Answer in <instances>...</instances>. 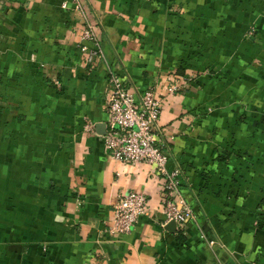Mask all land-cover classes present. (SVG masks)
<instances>
[{
  "label": "crops",
  "instance_id": "crops-1",
  "mask_svg": "<svg viewBox=\"0 0 264 264\" xmlns=\"http://www.w3.org/2000/svg\"><path fill=\"white\" fill-rule=\"evenodd\" d=\"M72 1L0 0V264H264V0H78L105 54L92 65ZM111 70L163 99L182 226L164 223L157 170L97 132ZM129 190L148 214L112 235Z\"/></svg>",
  "mask_w": 264,
  "mask_h": 264
},
{
  "label": "built area",
  "instance_id": "built-area-1",
  "mask_svg": "<svg viewBox=\"0 0 264 264\" xmlns=\"http://www.w3.org/2000/svg\"><path fill=\"white\" fill-rule=\"evenodd\" d=\"M72 2L73 8L84 18L79 39V51L84 57V62L92 65L105 61V54L86 12L78 0ZM65 6L63 3L62 7ZM181 87L170 83L166 90L172 94ZM162 105L163 99L156 94L152 86L145 87L137 97L122 77L111 70L108 88L104 94L105 132L100 134V137L112 159L130 164L143 162L157 170L164 223L174 222L182 226L193 220L194 214L180 190V166L171 169L167 167L169 153L156 139L157 121ZM94 127L93 123H89L86 130L95 132ZM147 214L145 194L134 190L123 192L114 204L108 232L112 235L127 234L131 232L139 217ZM208 243L213 244V241Z\"/></svg>",
  "mask_w": 264,
  "mask_h": 264
},
{
  "label": "water",
  "instance_id": "water-1",
  "mask_svg": "<svg viewBox=\"0 0 264 264\" xmlns=\"http://www.w3.org/2000/svg\"><path fill=\"white\" fill-rule=\"evenodd\" d=\"M95 126H96L97 132L99 134H104V132H105V124L104 123H98ZM170 223L175 224L174 222H170Z\"/></svg>",
  "mask_w": 264,
  "mask_h": 264
},
{
  "label": "rangeland",
  "instance_id": "rangeland-1",
  "mask_svg": "<svg viewBox=\"0 0 264 264\" xmlns=\"http://www.w3.org/2000/svg\"><path fill=\"white\" fill-rule=\"evenodd\" d=\"M255 29H256V27L253 24L249 25V27L247 29V34L251 35L252 33L255 32Z\"/></svg>",
  "mask_w": 264,
  "mask_h": 264
}]
</instances>
